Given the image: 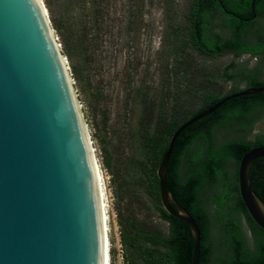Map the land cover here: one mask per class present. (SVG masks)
Segmentation results:
<instances>
[{
	"label": "trees",
	"instance_id": "1",
	"mask_svg": "<svg viewBox=\"0 0 264 264\" xmlns=\"http://www.w3.org/2000/svg\"><path fill=\"white\" fill-rule=\"evenodd\" d=\"M45 3L48 7L47 0ZM219 16L218 24L229 30L227 36L215 31L214 19ZM258 17L264 18V0L188 1L187 29L179 41L172 43L174 54L179 53L181 57L175 56L174 64L182 65L185 84L172 95L168 109L163 104L168 92L163 95L165 101H160L156 112L149 100L143 101L137 122L140 154L130 158L137 168L132 179L118 178L109 158L103 161L114 183L113 207L126 264H189L193 250L191 230L185 221L163 208L157 167L171 135L182 123L227 95L264 86V76L260 75L259 66L241 70L245 86L223 91L218 82L222 73L217 75L215 69L195 67L189 53L185 51L182 56L180 50L188 45L207 57L230 52L264 55V29L256 26ZM50 22L70 57L60 25L53 17ZM170 35L176 39V33ZM72 72L76 77L74 65ZM262 117L264 90L236 95L192 121L174 139L165 181L174 200L195 220L200 230L198 264H264V230L247 212L237 183V166L242 155L253 147L264 145V135H257L253 140L244 139V134ZM217 129H227L231 136L218 141ZM248 175L254 181L253 192L264 202V156L251 162ZM211 203L213 212L209 209ZM233 213L243 216L251 234V245ZM154 215L165 227L153 219ZM212 224L215 237L211 234Z\"/></svg>",
	"mask_w": 264,
	"mask_h": 264
},
{
	"label": "water",
	"instance_id": "2",
	"mask_svg": "<svg viewBox=\"0 0 264 264\" xmlns=\"http://www.w3.org/2000/svg\"><path fill=\"white\" fill-rule=\"evenodd\" d=\"M49 29L54 33L37 0H0V264H100L87 131ZM262 90L227 95L182 123L157 167L163 208L191 230L189 264L199 261L200 230L166 186L174 139L229 97ZM261 156L264 145L242 155L237 183L247 212L264 230V202L248 175Z\"/></svg>",
	"mask_w": 264,
	"mask_h": 264
},
{
	"label": "rangeland",
	"instance_id": "3",
	"mask_svg": "<svg viewBox=\"0 0 264 264\" xmlns=\"http://www.w3.org/2000/svg\"><path fill=\"white\" fill-rule=\"evenodd\" d=\"M189 0H42L47 16L60 25L66 41L63 48L60 35L53 28L59 49L66 59L72 84L81 105L94 149L104 192L105 212L109 240V264H126L119 242L118 225L113 207L114 183L104 165L108 159L116 167L118 178L132 179L137 168L130 158L139 156L137 122L142 113L143 101L149 100L156 112L163 96L166 109L172 103V95L182 88L186 79L182 65H176L173 41H179L186 31V12ZM214 19L215 31L222 36L229 30ZM256 26L264 29V18L256 19ZM177 30L174 31V29ZM171 32L177 34L176 39ZM179 44V42H177ZM181 49V48H180ZM189 53L191 63L197 68L215 69L222 73L218 82L223 91L232 87L243 88L245 79L241 70L259 66L264 76V55L233 52L207 57L186 45L180 50ZM179 55V56H178ZM181 58V57H180ZM76 69V77L72 72ZM176 69V70H175ZM197 105L196 102H194ZM264 135V117L258 119L244 134L253 140ZM231 136L227 129H217L218 141ZM106 149V151H104ZM221 192L219 189L218 193ZM213 212V203L209 206ZM241 223L246 241L252 244L251 234L241 213H233ZM155 221L161 220L154 215ZM162 227L165 224L161 222ZM214 224L211 234L214 236Z\"/></svg>",
	"mask_w": 264,
	"mask_h": 264
},
{
	"label": "bare ground",
	"instance_id": "4",
	"mask_svg": "<svg viewBox=\"0 0 264 264\" xmlns=\"http://www.w3.org/2000/svg\"><path fill=\"white\" fill-rule=\"evenodd\" d=\"M39 7L41 9L42 14L44 15L45 19L47 17L46 8L42 2V0H37ZM50 28V26H49ZM49 33H51V37L53 38L55 45L57 47L58 53H59V59L62 62L65 69H67V63L66 59L61 53L59 49V44L56 41V38L54 36V33L51 32V29H49ZM67 79L71 85V93L73 95L74 101L76 105L78 106L79 101L77 99L71 77L69 76V72L67 70ZM79 106H81L79 104ZM81 110V108H80ZM82 112V111H81ZM83 116V114H82ZM83 129L85 126V130L87 131V127L83 118ZM84 142L87 149V157L90 167V177L94 189V197H95V208H96V214H97V220H98V231H99V245H100V264H109V240H108V231H107V217L105 212V203H104V192L102 188V181H101V175L99 171V167L96 161L94 149L90 143V139L88 138V131L87 136H84Z\"/></svg>",
	"mask_w": 264,
	"mask_h": 264
}]
</instances>
